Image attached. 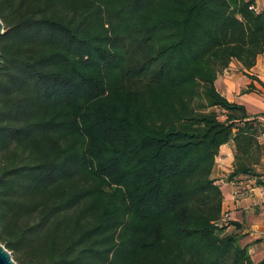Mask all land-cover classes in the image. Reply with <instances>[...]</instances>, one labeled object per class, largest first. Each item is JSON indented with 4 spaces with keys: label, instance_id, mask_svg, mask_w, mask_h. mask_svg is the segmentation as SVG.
Masks as SVG:
<instances>
[{
    "label": "trees",
    "instance_id": "obj_1",
    "mask_svg": "<svg viewBox=\"0 0 264 264\" xmlns=\"http://www.w3.org/2000/svg\"><path fill=\"white\" fill-rule=\"evenodd\" d=\"M253 5L0 0V242L18 264H264L215 177L232 142L228 181L264 187L261 116L216 86L264 53Z\"/></svg>",
    "mask_w": 264,
    "mask_h": 264
},
{
    "label": "crops",
    "instance_id": "obj_2",
    "mask_svg": "<svg viewBox=\"0 0 264 264\" xmlns=\"http://www.w3.org/2000/svg\"><path fill=\"white\" fill-rule=\"evenodd\" d=\"M263 8L264 0H258ZM253 85L255 91L245 92ZM216 86L228 100L243 104L250 115H264V53L257 57L255 66L245 69L242 63L234 59L228 69L219 75ZM235 145L230 142L221 146L216 159L215 177L222 186L225 196L223 212L227 219L243 225L245 237L243 244L249 245V251L255 262L264 257V187L258 186L252 177L234 182L228 181L233 170ZM234 225L229 227L233 230Z\"/></svg>",
    "mask_w": 264,
    "mask_h": 264
},
{
    "label": "water",
    "instance_id": "obj_3",
    "mask_svg": "<svg viewBox=\"0 0 264 264\" xmlns=\"http://www.w3.org/2000/svg\"><path fill=\"white\" fill-rule=\"evenodd\" d=\"M4 32V24L0 19V35ZM0 264H18L12 252L0 242Z\"/></svg>",
    "mask_w": 264,
    "mask_h": 264
},
{
    "label": "built area",
    "instance_id": "obj_4",
    "mask_svg": "<svg viewBox=\"0 0 264 264\" xmlns=\"http://www.w3.org/2000/svg\"><path fill=\"white\" fill-rule=\"evenodd\" d=\"M252 8H255L256 10H259L261 7L258 5V0H256V5H253L252 6ZM260 121L261 122H263L264 123V116L263 117H261V119H260ZM264 137V133L263 134H261V136H260V139L261 138H263ZM262 210L264 211V203L262 204ZM227 215L226 214H224V216H223V221H226L227 220Z\"/></svg>",
    "mask_w": 264,
    "mask_h": 264
},
{
    "label": "rangeland",
    "instance_id": "obj_5",
    "mask_svg": "<svg viewBox=\"0 0 264 264\" xmlns=\"http://www.w3.org/2000/svg\"><path fill=\"white\" fill-rule=\"evenodd\" d=\"M217 111L221 114L222 118H225V116L223 115V111L221 109H217ZM262 142H264V137L260 139ZM258 171L263 173V177H264V160L262 162V164L258 167Z\"/></svg>",
    "mask_w": 264,
    "mask_h": 264
}]
</instances>
